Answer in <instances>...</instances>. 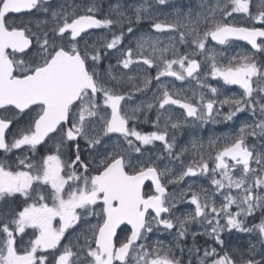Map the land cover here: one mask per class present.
Segmentation results:
<instances>
[{
  "label": "snow or ice",
  "instance_id": "obj_1",
  "mask_svg": "<svg viewBox=\"0 0 264 264\" xmlns=\"http://www.w3.org/2000/svg\"><path fill=\"white\" fill-rule=\"evenodd\" d=\"M154 5L169 0H143L131 15L119 0L100 15L97 0H0V264H185L180 242L193 223L205 230L192 233L187 264H264V218L248 223L264 212V60L255 56L264 53V0H189L170 21L159 20ZM12 14L29 19L17 24ZM143 21L148 32L122 47ZM165 32L172 34L167 42L158 35ZM233 41L255 52L228 56L208 47ZM209 76L242 92L219 99ZM162 77L195 80L198 90L185 95ZM153 80L155 103L128 107ZM171 106L183 110V120L173 119ZM154 109L155 130H138ZM245 113L250 122L210 138L207 149L192 141L175 151L169 127ZM156 142L163 152L153 156ZM198 176L209 179L211 193L183 186ZM183 203L194 208L178 216ZM233 230L256 235L246 254L228 250L223 233ZM154 232L172 233L177 243H150ZM197 235L215 246H195Z\"/></svg>",
  "mask_w": 264,
  "mask_h": 264
},
{
  "label": "rangeland",
  "instance_id": "obj_2",
  "mask_svg": "<svg viewBox=\"0 0 264 264\" xmlns=\"http://www.w3.org/2000/svg\"><path fill=\"white\" fill-rule=\"evenodd\" d=\"M57 2H59V0H54L53 1L54 4L57 3ZM75 2L79 3L80 0H75ZM97 2H98V4H100L101 12H102L103 11V7H104V5H103L104 0H97ZM116 2H117V0L114 1L113 3H116ZM119 2H121L122 6H123L122 10L125 11L126 14L131 15L133 13V10H134L132 6L133 5H137L139 3H142L143 0H122V1H119ZM188 2H189V0H169V5H166V6L154 5V8L156 9L155 15L161 21H163L165 19H168L170 21V20L173 19L172 15H170V13H173L175 8H185L186 9V6H187ZM195 2H196V0H192L193 4H195ZM107 12H108V8H107ZM12 19H13V21L15 23L20 24L21 20L26 22L29 19V17L22 16V17H16V18H12ZM31 19L35 20L36 17H32ZM142 23H146L145 29L141 30L142 29L141 24L135 25L134 26L135 29H136L135 36L126 35V38H125V40L123 42L122 47H125V48L127 46H133L134 47L135 46V39L137 37L145 34L146 32H148V30H149V21H143ZM93 32L96 33V34L102 35V36L108 34V30H106V29H98V30H95ZM158 35H160V38H161L162 41L167 42L168 38H169V35H172V34L168 33V32H165L163 34H158ZM109 38H110V36H109ZM92 39L95 40L96 36L94 35L92 37ZM208 47L209 48H215L211 44L208 45ZM180 49H181V51H186L187 50L185 48V46H183V45L180 46ZM215 50L217 52H224L228 56L234 55V54H230L229 51H227V50L226 51H222V50H218L217 48H215ZM195 58H197L203 64V62H204V57L203 56H199L198 55ZM200 59H202V60H200ZM110 62L113 65L115 64L116 61H115L114 57L110 58ZM108 63H109V60H105L103 62V66L101 67L100 71H103L104 69H106L108 67ZM133 68H135V66H133ZM149 74L154 77L156 75V72L153 69V70H150ZM207 79L213 80L212 82L208 81V83L211 84L212 86L221 88V93L222 94L219 96V99H224L225 95L234 96V95H239V93H240L239 92V88L236 87L235 88L236 91L234 90V88H233L234 85H223L221 87L222 81H220L218 83L217 80L212 79L211 76H209ZM161 82H163L164 84L168 85L170 88H172V86L174 85L175 88H177V89H183L184 90V94L188 95V96H191L192 90H198L197 82L195 80H191V79L182 82V81H176L173 77H162L161 78ZM137 83H139V81H137ZM156 89H157V82L155 80H153L152 84L150 85V87L148 89H146L144 92H134L132 98L127 101V106L132 108V107H136L137 105H140V104L146 105L149 102L155 103L154 93H156ZM125 90H127V88ZM203 91H205L208 95H211L207 91V89H204ZM154 111L156 113L155 109H154ZM171 112H172L174 120H183L184 119V117L182 115L183 110L180 109L178 106H173V108L171 109ZM147 116H148V119H149L148 123L136 122V124L138 126V130H141V131H144V132H148L146 129H144V126H148V125L151 124V121H150L151 112H148ZM250 119L251 118L249 116L248 117H242L240 120H238V121L235 120L236 122L234 121V122H231L229 124H224V122H220V123L208 122V123H205V124H200V122H196V124H192V130H195V131L192 134L189 135V137L187 139L188 143L184 147H189L190 148L191 147V142L192 141H196L198 143H203L204 146H205V149H207V144H208V141H209L210 138L229 136V135L233 134L237 130V128L240 126V124H242V123H244L246 121L250 122ZM189 120H190V118H189ZM161 124H163V123L161 122ZM221 126L224 128L223 130L217 129V127H221ZM175 141H177V140H175ZM257 143H259V142L257 141ZM152 147L153 146H149V149H150V152L153 154V156H155L158 153H162L163 152L162 148L160 150L153 151ZM184 147H179L178 146V142H177L176 143V147H175V151H179L181 148H184ZM101 151H103V149H101ZM164 155H165V157L167 156V154H165V153H164ZM191 156H192L191 152L186 154V156H185L186 162L189 159H191ZM167 163H168L167 158L164 159V160H161L160 161V166L163 167ZM176 170H178V168ZM187 184H192L193 185V190H199V188H201V187L208 189L210 193H211V190H212V186L210 184V181L205 176H198V177H195V178L186 177L185 178L184 187H186ZM217 199H219V197H217ZM233 210H235V208H233ZM181 213H183V211L180 212L178 214V216L181 215ZM251 218L252 217H250V219ZM221 223H223V221H221ZM252 223H256V222H250L249 225H251ZM232 233L236 234L237 237H239V241H240V244L239 243H235V248H240L241 251L245 252V254H246V249L248 247V243L249 242H252V243L256 242V235L255 234L239 233V232H236L235 230H233ZM158 234L159 233H156V236L154 238V243L157 240H160L157 237ZM160 241H163V243H165L166 245L170 246V243H169V241L167 239H163V240H160ZM258 258L259 257H257V259Z\"/></svg>",
  "mask_w": 264,
  "mask_h": 264
},
{
  "label": "flooded vegetation",
  "instance_id": "obj_3",
  "mask_svg": "<svg viewBox=\"0 0 264 264\" xmlns=\"http://www.w3.org/2000/svg\"><path fill=\"white\" fill-rule=\"evenodd\" d=\"M114 1H116V0H104L103 11L101 13H99L98 15L106 14L107 13V7L109 6V4H112ZM119 1H122V0H119ZM22 16L23 15H12V18L22 17ZM239 23H245V22L244 21H239ZM31 26L34 27V24L31 25ZM257 26H259V25H257ZM211 45L213 47L217 48L218 50H222V51H226L227 50V51H229L230 54L255 52V50L251 49V46L248 45L247 42H245V41H233L228 46H220V45L215 44V42H213ZM255 56H256V59H257L258 62H260L261 60H264V53L256 52ZM200 60H202V59H200ZM208 81L212 82L213 80L207 79V82ZM236 87L239 88L237 85L233 86L235 91H236V89H235ZM239 92H242V89L239 88ZM242 115H245V114H240L239 117H241ZM248 116L249 115H245V116H242V117H248ZM155 117H156V113L153 110V111H151L150 121L155 120ZM162 126H163V124H161V127ZM144 129H146L147 131L155 130L153 128V126H152V123L150 125H148V126H144ZM217 129L223 130L224 128L223 127H217ZM168 131H169V136L170 137L175 136V140H177L175 142L176 143L178 142V146L179 147H184L188 143L187 139H188L189 135L192 134L195 130H192V123L189 120V122L185 123L182 128L171 129L169 127ZM51 147L52 146L50 144L47 147H43V146L38 147L37 158L39 156L46 155L47 154V149L51 148ZM81 147L82 148L84 147L83 142H81ZM161 148L163 149L161 143L160 142H156L155 146L152 147V150L153 151H157V150H160ZM16 151L19 152V150H16ZM84 156L87 157L88 153L85 152ZM169 190L170 191L172 190V186H169ZM18 204H20V200L19 199H17L14 202H12L11 206L12 207H16V205H18ZM190 207L194 208V206H189L187 203L180 204L179 205V210L176 212V215H178L182 211L185 212V211L189 210ZM263 217H264V212H262L260 209H257L256 212L254 213V217H252L251 219H250V217L248 218V223L249 224H250V222L259 223L260 220ZM204 230L205 229L203 227H201L199 224L193 223L192 225L189 226L188 235L184 238L183 241L180 242L181 246L184 247V250H185L184 251L185 264H187V259H188L187 249L190 248V247H193V245H194L192 233L193 232L202 233V232H204ZM66 236H67V234H66ZM155 236H156L155 232L153 234H149V242L150 243H154ZM157 237L160 240L167 239L169 241V243H170V246H174L177 243L174 234L169 233V232L159 233ZM223 238L225 239V243H226V246H227L229 251H231L233 248H235V243H239L240 244L239 237H237L236 234L225 232V233H223ZM66 242H67L66 240L62 241V243H66ZM209 245L215 246L214 242L211 239H209L207 236H204V235H197L196 236V238H195V246L203 248V247H207ZM176 252H177V255L180 254L179 253V249H176ZM201 255H202V252H201ZM192 259H193V261H195V256H193Z\"/></svg>",
  "mask_w": 264,
  "mask_h": 264
},
{
  "label": "bare ground",
  "instance_id": "obj_4",
  "mask_svg": "<svg viewBox=\"0 0 264 264\" xmlns=\"http://www.w3.org/2000/svg\"><path fill=\"white\" fill-rule=\"evenodd\" d=\"M120 3H121V2H120ZM107 8H108V7H107ZM141 27H142L141 30H144L145 27H146V23H141ZM238 87H239V86H238ZM172 108H173V106H171V109H172ZM174 108H175V107H174ZM223 111H224V112H227V111H228L227 106L224 107ZM245 115H248V114L245 113ZM245 115H242V116H245ZM238 116H240V114H238ZM242 116H241V117H242ZM241 117H239V119L234 118L233 121H227V122H224V124H229V123H231V122H234L235 120L238 121V120H240ZM236 121H235V122H236ZM221 127H222V126H221Z\"/></svg>",
  "mask_w": 264,
  "mask_h": 264
},
{
  "label": "water",
  "instance_id": "obj_5",
  "mask_svg": "<svg viewBox=\"0 0 264 264\" xmlns=\"http://www.w3.org/2000/svg\"><path fill=\"white\" fill-rule=\"evenodd\" d=\"M12 15H21V14H12Z\"/></svg>",
  "mask_w": 264,
  "mask_h": 264
}]
</instances>
